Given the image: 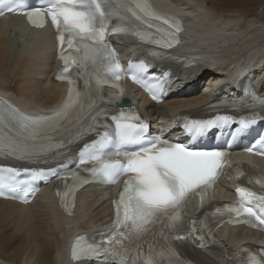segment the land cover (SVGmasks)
Masks as SVG:
<instances>
[{
    "label": "snow or ice",
    "instance_id": "snow-or-ice-1",
    "mask_svg": "<svg viewBox=\"0 0 264 264\" xmlns=\"http://www.w3.org/2000/svg\"><path fill=\"white\" fill-rule=\"evenodd\" d=\"M3 2L4 0H0V3ZM8 10L13 11L12 8ZM25 14L34 27H43L45 18H49L57 32L59 58L63 61L62 74L57 79L64 78L63 74L75 69L86 70L91 63L97 66L98 71L102 70L105 76L118 81L122 73L120 65L115 61V52L107 44L109 34H126L131 30V34L144 42L170 48L174 42L178 43L181 31L175 18L156 13L148 0H49L46 8H35ZM113 18L127 27H111L109 22ZM139 26L150 31H138ZM139 67L144 69L146 65L141 63ZM132 79L135 81L136 77ZM107 82V79L98 77L95 81L97 89ZM68 83L70 87L65 104L46 118L48 123L42 131L20 137L0 133V154L26 162H47L51 158L62 156L70 145L82 140L84 135L95 133L98 139L83 145L79 164H93V167L85 170L93 176H102L108 183H115L117 180L121 182L118 199L113 202L114 234L107 238V243H115L117 248L101 253L93 246L84 244L82 238H77L72 248V259L107 260L111 257L117 264H181L179 254L171 246L157 251L149 244L145 253L141 241L154 232L157 222L167 221L169 229H175L181 223L179 210L192 196L198 195L203 207L205 198H210V189L226 163V152L191 150L182 143L169 142L166 138H149L146 135L148 126L141 122V118L124 112L111 116L114 125L111 130L101 122L102 119H107V113L100 111L91 117L92 123L87 128L70 131L71 126L76 123L72 120V114L81 94L74 87L76 82L73 78L69 77ZM149 92L153 99H157L155 91L149 89ZM246 94L253 98L256 105L264 108V99L256 98L251 89ZM4 112L20 121L27 119L16 113L7 102H0V113ZM258 118H264V112L258 116L253 111L249 117L239 120V131L254 125ZM230 122L233 120L229 116L192 120L185 122L183 131L189 137H200L221 124ZM63 133H67L66 139L61 138ZM259 143H264V139ZM246 151L253 152V149ZM8 171L19 172L18 169ZM27 171L35 178H59V172L55 168ZM72 178L81 184L85 182L75 175ZM6 186L10 185L0 179V195ZM12 190L15 191V187ZM237 193L240 199L237 206L231 209L240 218L237 222L251 223L254 220L257 225H264V196H257L246 188H238ZM254 200L260 202L259 212L248 206ZM174 238L185 239L180 235ZM247 264H264V256L258 259L250 254Z\"/></svg>",
    "mask_w": 264,
    "mask_h": 264
},
{
    "label": "bare ground",
    "instance_id": "bare-ground-1",
    "mask_svg": "<svg viewBox=\"0 0 264 264\" xmlns=\"http://www.w3.org/2000/svg\"><path fill=\"white\" fill-rule=\"evenodd\" d=\"M250 1L251 5H256V0ZM156 2L163 9L174 12L184 9L193 16L191 43L205 47L207 50L202 51V57L208 59L188 73H174L168 98L163 103L145 102L141 111L153 132L175 134L181 119L206 104L208 93L217 82L221 83L224 95L238 93L246 81L238 76L250 67L254 69L251 77L264 95V23L261 18L258 21L255 18L241 25L252 13L245 7L248 2ZM54 63L55 37L50 31L28 29L17 17L0 18V96L10 98L24 111L47 112L57 107L62 103L64 89L53 81ZM234 79L240 80L233 84ZM173 120L175 123L171 127ZM241 161L264 172L263 160L246 156ZM51 191V186L46 187L41 196L27 206L0 200V236L13 229L15 223L11 216L19 221L15 225L19 230H13L15 235L11 236V241L0 243V264H66V244L70 238L85 231L91 236L99 234L111 221V202L102 196L99 188L81 191L70 217L59 210ZM222 236L232 247L264 239V235L242 227L225 229Z\"/></svg>",
    "mask_w": 264,
    "mask_h": 264
},
{
    "label": "rangeland",
    "instance_id": "rangeland-1",
    "mask_svg": "<svg viewBox=\"0 0 264 264\" xmlns=\"http://www.w3.org/2000/svg\"><path fill=\"white\" fill-rule=\"evenodd\" d=\"M243 3L244 2H248L246 3V5L248 6H245L247 8H250L252 10V13L249 17H247L246 19H243L242 20V24H245L246 22L248 21H252L256 18V20L258 21L259 18L262 19V23H264V0H256L257 2L255 3L256 5H251V1L250 0H241ZM226 4V3H225ZM228 5V4H226ZM238 8H241L240 6H238ZM256 15V16H255ZM207 84V83H206ZM205 83L202 84V88L204 87ZM168 98V97H167ZM101 204V202H100ZM99 204V205H100ZM5 217H9L10 216H5ZM13 220V224L15 223V225L17 226L18 225V222L14 220V217L11 216V218ZM13 225V229L9 230V231H6V233L3 234V236H0V243L1 244H8L9 241H11V236L15 235V232H13V230L17 229L19 230V228H16V226ZM77 225V224H76Z\"/></svg>",
    "mask_w": 264,
    "mask_h": 264
}]
</instances>
